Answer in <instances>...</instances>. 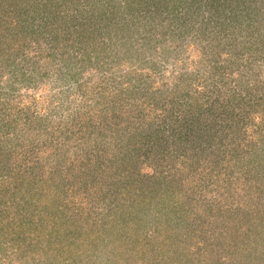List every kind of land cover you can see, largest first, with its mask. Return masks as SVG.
I'll return each mask as SVG.
<instances>
[{
    "label": "rangeland",
    "instance_id": "obj_1",
    "mask_svg": "<svg viewBox=\"0 0 264 264\" xmlns=\"http://www.w3.org/2000/svg\"><path fill=\"white\" fill-rule=\"evenodd\" d=\"M34 1L0 22V264H105V0ZM185 174L264 226V0H107V264H264Z\"/></svg>",
    "mask_w": 264,
    "mask_h": 264
},
{
    "label": "trees",
    "instance_id": "obj_2",
    "mask_svg": "<svg viewBox=\"0 0 264 264\" xmlns=\"http://www.w3.org/2000/svg\"><path fill=\"white\" fill-rule=\"evenodd\" d=\"M0 3H1L0 10L2 11L1 12L2 16H0L1 17L0 18V22H2V24L6 25V26H10L11 25V20H10L11 17L9 16L11 10H14V11L21 10L22 12H26V11H29V10L35 12L37 10L35 7H33L35 5V1L34 0H11V1H9V0H0ZM14 3H18V4L14 5ZM17 7H19V9ZM26 18H27V16H26ZM24 20H25V17H24L23 21ZM187 120H186V122L181 123L182 127H186V126H183V124H187V125L189 124L190 121H188V123H187ZM186 149L190 150L191 147L188 146V147H186ZM163 156L164 155H158V152H154L153 155H152V157H155V159L158 160V163L156 164L155 169H154V170H158V173H160L163 169H165L164 170L165 172L168 171L167 166H169L170 162L167 161L168 160L167 158L168 157L170 158V156L168 155V157H166L165 159L162 158ZM172 158L173 157H171V159ZM160 159H161V161H159ZM178 159H180V158H177L176 160H178ZM158 165H159V167H157ZM183 169H184V167H182L181 171ZM171 176H173V175H171ZM191 176H193V177H188V175L185 174V175H181L180 179L178 181L174 180L175 183L173 182V185H176V184L179 185L180 184L181 186H180L179 190H172V193H170L171 195L173 194V197H174L175 201L180 199L182 196H184L186 198L191 196V198H189L190 201L187 202L188 204L183 203L181 205V212L183 213V216L186 215V214H190L191 210L193 208H195L197 205L205 207L204 210L209 212V213H211V211L213 209L212 207L215 206V207H218V209L221 211V213L223 215H225L226 220H228L226 223H230L231 222V224H229L231 229L239 230L237 228V226L234 225V222H233L237 216H245L244 219H246V221L249 220L251 222V224H253L252 226H250V228H242L244 230L242 234L245 236V238H248L250 236V234H253V232H254V234H257L259 236L260 235L259 233L264 231V229L262 228L264 226L259 225V222H257V217H252V213H253L252 211L254 209H251V208L245 209L247 207V204L244 206V205L238 203V204H236V207L231 208V206H226L223 202H221V200L218 201L219 203H217V204L214 203L213 201H209V197L205 198V196H203V194H200L199 191L195 190V188H200V187L198 185L192 184V183H197V181L195 179H197L198 176H196V174H191ZM167 177H169V176H167ZM167 177L163 176L162 179H161V181L165 180L164 182L161 183L163 185V187L166 186L167 182L170 183V179H169L170 177L169 178H167ZM192 189H193V191H192ZM165 204L170 209L173 210V207H171V201L165 200ZM225 209L228 211L226 214H225V211H224ZM259 212H261V211H259ZM201 215H202L201 218L203 219L202 221H204L205 219H208V220L214 219L213 222L215 223L216 222L215 221L216 216H219L220 214L212 212L210 215H206L204 213H202ZM209 216H211V217H209ZM196 217H197L196 221H194V222H196V224H199V226L201 227V230L199 232L203 236V235H205L207 233V228L202 227L200 225L199 221H197L200 218L199 217V213L197 214ZM220 220H223V219H220ZM228 229L230 230V228H228ZM208 232H211V231H208ZM223 239H225V238H223ZM214 241L215 240L213 239V241H210V242H214ZM239 245H240V243H237V242H233L232 245H228V244H225L223 242L222 244H220L219 247H217V245L215 247L213 245H211L212 246L211 250L212 251L213 250L216 251V256L217 255L219 256L220 254H224V253L227 256H231V255L234 256V257H231L232 260H230L231 261L230 264H236L234 259L236 257H238V255L241 256V257L244 256V255H241L243 253V251L239 247ZM185 246L189 247V250H188L187 247L183 248V249H186L185 252H184V253H186V260L184 259V261L181 264L186 263L190 259V257L192 256V253H193V252H191V244H185ZM206 252H207V249H206ZM238 260H240V259H238Z\"/></svg>",
    "mask_w": 264,
    "mask_h": 264
}]
</instances>
